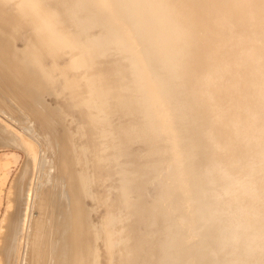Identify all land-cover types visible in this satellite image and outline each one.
Instances as JSON below:
<instances>
[{
    "label": "bare ground",
    "instance_id": "6f19581e",
    "mask_svg": "<svg viewBox=\"0 0 264 264\" xmlns=\"http://www.w3.org/2000/svg\"><path fill=\"white\" fill-rule=\"evenodd\" d=\"M0 33L94 137L100 264H264V0H0ZM4 84L1 115L32 128ZM5 114L0 148L27 159L8 188L0 264L24 249L20 264H90L69 163L58 157L55 197L41 182L32 202L42 144Z\"/></svg>",
    "mask_w": 264,
    "mask_h": 264
},
{
    "label": "water",
    "instance_id": "95a60500",
    "mask_svg": "<svg viewBox=\"0 0 264 264\" xmlns=\"http://www.w3.org/2000/svg\"><path fill=\"white\" fill-rule=\"evenodd\" d=\"M26 64L17 48L6 41L0 33V77L4 79L7 91L16 93L20 100L24 101L21 105L30 113L29 120L33 125L54 138L58 145L59 159L63 160L64 156L69 163L70 171L76 177L79 198L90 210L89 223L86 226L91 244L90 264H100L102 259L101 211L96 204V193L93 191L97 179L91 169L93 162L99 159V151L97 147L93 150L89 143L90 138L94 137L88 135L87 125L81 121L79 115L72 113L73 116L67 111L59 100L60 95L54 94L49 84ZM103 177L106 180L104 188L106 195H113L117 189V182L112 176H108L106 171ZM80 219L84 221L83 217ZM108 220L110 224L115 221L113 210H110ZM117 234L115 231L114 235L117 236ZM195 240L198 241L197 238H191L188 241L194 243Z\"/></svg>",
    "mask_w": 264,
    "mask_h": 264
},
{
    "label": "rangeland",
    "instance_id": "374dc122",
    "mask_svg": "<svg viewBox=\"0 0 264 264\" xmlns=\"http://www.w3.org/2000/svg\"><path fill=\"white\" fill-rule=\"evenodd\" d=\"M18 108L20 109V106ZM11 109H12L11 114L12 115H15V114H13V112H15V111H13V108H11ZM11 109H9V110L11 111ZM21 110L24 111V109L22 107H21V109L19 111H21ZM15 113H18V112H15ZM3 114H5V113H3ZM0 115H1V112H0ZM12 115H10L11 117H9L8 115H6V116L9 117V119L6 116H3V117H5L8 120H10V122L16 128L20 127L18 129H22L25 125L23 126V124H21L20 122L14 123L15 121H18V119H15L14 116L12 117ZM11 118H12V120H14V119L15 120L12 122ZM27 119L29 120V118H27ZM29 122L31 124L30 125L29 124H26V125H28L29 128L32 127L33 128V131L31 130L32 128H30V129L27 128L26 129V127L23 128L24 131L27 130V132H29L31 130V132H29L28 134L33 133V134H31L32 137L34 136V138H37L36 140L38 142H41V143H39L40 144V147H41V144H42V147H41L42 149L40 148V153L41 154L39 153V156L40 157L38 156V161H37L35 170L33 171L34 176H33V183H32L33 185L38 183L41 188L39 186H37V185H34V186L32 185L33 186L32 187V190H33L32 191L33 192L32 193L33 194V198L34 197H36V199H37V197L41 198V196H37V195H39V194H37V192L38 193L41 192V195L42 194H45V193L48 194V192H50L51 193L50 196L52 195V197L53 196L55 197V195L57 194L56 193V190L54 189V184H55V181H56V169L58 167V145L56 146L57 143L55 142V140H54V138L52 136H50L49 134H47V133L41 131L40 129H38L35 125H33V123L30 120H29ZM16 124H18V125H16ZM47 138H49V139H47ZM42 142H44V144ZM26 159H27V155L24 152V150L22 148H20V147L19 148H12V147L0 148V228H1V223H2V217L4 215V212L6 210V206L8 204V188L11 185L10 184L11 183V179L13 180L14 177L18 173L20 174L21 167L25 163ZM39 159L41 161H39ZM39 162L41 164H39ZM37 168H39V169L41 168L40 171ZM54 172H55V174L53 175L54 178L52 176V180L49 179L50 174H53ZM38 175H40V176H38ZM45 176H46V178H45ZM34 178H35V180H34ZM37 178H39V179H37ZM40 179L43 180V181H41ZM39 180H40V182H39ZM36 181H38V182H36ZM41 182H43L44 185H45V182H46V186H44L43 183L41 184ZM47 182L50 183L51 185L49 186V184ZM35 186L38 187V188H40L39 189L40 191L38 190V188L35 189ZM42 186H44L45 188L47 187V190L49 188V190L47 192H45V193L44 192L42 193V191H44V190H42ZM34 190H36V191H34ZM34 194H36V196ZM42 197H44V196H42ZM34 199H32L31 201L33 202V201L41 200V199H38V200H36V199L34 200ZM45 200L47 202V199H45ZM48 205H49L48 203H46V204L44 203L43 214H44L45 218L47 216V211H48V208H49ZM25 231H27V229ZM26 234H27V232H25L24 237L27 236ZM0 236H1V234H0ZM26 239L27 238L24 239V242L27 241ZM24 242L22 244V248L23 249L26 246ZM25 251H26L25 249L20 251V256H19L20 259L18 258L17 264L22 263L21 262L23 260V257L22 256H24Z\"/></svg>",
    "mask_w": 264,
    "mask_h": 264
}]
</instances>
